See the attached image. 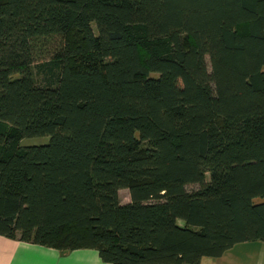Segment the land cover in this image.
<instances>
[{
    "label": "trees",
    "instance_id": "16d2710c",
    "mask_svg": "<svg viewBox=\"0 0 264 264\" xmlns=\"http://www.w3.org/2000/svg\"><path fill=\"white\" fill-rule=\"evenodd\" d=\"M0 234L111 264L264 240V0H0Z\"/></svg>",
    "mask_w": 264,
    "mask_h": 264
},
{
    "label": "crops",
    "instance_id": "0c3cea01",
    "mask_svg": "<svg viewBox=\"0 0 264 264\" xmlns=\"http://www.w3.org/2000/svg\"><path fill=\"white\" fill-rule=\"evenodd\" d=\"M0 264H111L92 247L61 250L0 234ZM197 264H264V240L234 243L218 256H202Z\"/></svg>",
    "mask_w": 264,
    "mask_h": 264
},
{
    "label": "rangeland",
    "instance_id": "374dc122",
    "mask_svg": "<svg viewBox=\"0 0 264 264\" xmlns=\"http://www.w3.org/2000/svg\"><path fill=\"white\" fill-rule=\"evenodd\" d=\"M47 139V136H29V137H23L20 140V143L22 145L24 144H30V143H39V142H43ZM119 196L121 201H127L129 200V193H128V189L127 188H120L119 189Z\"/></svg>",
    "mask_w": 264,
    "mask_h": 264
}]
</instances>
